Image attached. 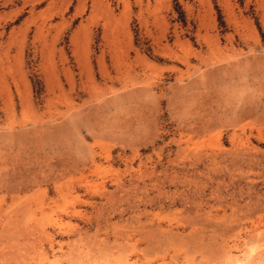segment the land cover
I'll return each instance as SVG.
<instances>
[{"label": "rangeland", "instance_id": "rangeland-1", "mask_svg": "<svg viewBox=\"0 0 264 264\" xmlns=\"http://www.w3.org/2000/svg\"><path fill=\"white\" fill-rule=\"evenodd\" d=\"M260 129L264 0H0V264H264Z\"/></svg>", "mask_w": 264, "mask_h": 264}, {"label": "bare ground", "instance_id": "bare-ground-1", "mask_svg": "<svg viewBox=\"0 0 264 264\" xmlns=\"http://www.w3.org/2000/svg\"><path fill=\"white\" fill-rule=\"evenodd\" d=\"M31 3V2H30ZM38 31H40V30H38ZM37 33V32H36ZM225 70V69H224ZM260 128V127H259ZM29 133H31V132H29ZM258 139H260V140H264V131L262 130V129H260L259 130V132H258ZM58 224V223H57ZM50 237V236H49ZM53 241V240H52ZM51 243H53V242H51ZM238 248V247H237ZM229 249H231V248H229ZM228 249V250H229ZM240 249V248H239ZM238 249V250H239ZM226 250V249H225ZM234 250V249H233ZM237 250V251H238ZM236 251V252H237ZM227 252V251H226ZM239 252V251H238ZM235 255V254H234ZM48 256L49 255H47V257L46 258H48ZM228 262H227V264H244V262H245V258H243L242 256H233V253H232V250L231 251H229L228 252ZM53 258H54V256H52ZM62 256H58V260H59V258H61ZM263 257V256H262ZM45 258V259H46ZM226 258V257H225ZM62 259V258H61ZM54 260H55V258H54ZM57 260V259H56ZM249 260H250V258H249ZM248 260V261H249ZM47 261V260H46ZM227 261V260H226ZM52 261H50V264H52L51 263ZM58 262H60V261H57V263ZM250 262V261H249ZM253 262V261H252ZM53 263H54V261H53ZM56 263V262H55ZM245 263H247L248 264V262H247V260H246V262Z\"/></svg>", "mask_w": 264, "mask_h": 264}]
</instances>
